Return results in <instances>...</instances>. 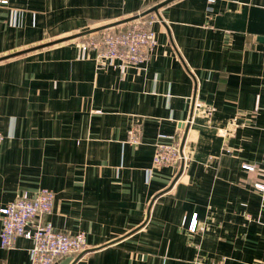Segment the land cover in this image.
Returning a JSON list of instances; mask_svg holds the SVG:
<instances>
[{"label": "crops", "instance_id": "0c3cea01", "mask_svg": "<svg viewBox=\"0 0 264 264\" xmlns=\"http://www.w3.org/2000/svg\"><path fill=\"white\" fill-rule=\"evenodd\" d=\"M160 1L8 0L0 56ZM142 17L156 45L123 72L82 52L85 35L0 60V208L52 192L46 219L85 243L53 264H264V0H172ZM185 124L173 181L179 167L152 154ZM30 246L15 237L0 264H29Z\"/></svg>", "mask_w": 264, "mask_h": 264}, {"label": "built area", "instance_id": "2783aa9c", "mask_svg": "<svg viewBox=\"0 0 264 264\" xmlns=\"http://www.w3.org/2000/svg\"><path fill=\"white\" fill-rule=\"evenodd\" d=\"M214 0H207L212 3ZM8 0H0L6 5ZM152 17H141L127 22L116 29L88 35L77 42L82 52L93 53L101 65L117 67L121 72L128 67L140 64L151 56L156 45L153 31L150 29ZM90 54V53H89ZM234 123H231L233 126ZM218 133H228V128H220ZM139 126L132 124L127 130L129 143H138ZM152 154V166L178 168L184 156L179 151L180 136L175 134H158ZM3 135L0 133V140ZM163 140V141H161ZM245 169L252 166L244 164ZM264 169V165H263ZM253 187L264 193V181L255 182ZM52 192L47 188H39L32 196L20 194L0 208V247L9 248L15 237L21 236L31 242L28 249L29 264H53L58 258L76 254L84 249L82 232L56 231L46 215L52 206ZM184 219L182 220V224ZM197 226L195 214H191L187 230L193 232Z\"/></svg>", "mask_w": 264, "mask_h": 264}, {"label": "water", "instance_id": "95a60500", "mask_svg": "<svg viewBox=\"0 0 264 264\" xmlns=\"http://www.w3.org/2000/svg\"><path fill=\"white\" fill-rule=\"evenodd\" d=\"M170 1H172V0H161L160 2L152 5L151 7L147 8V9H145V10L139 12V13H136L134 15L126 17L124 19H120V20H117V21H114V22H110V23L99 25V26H96V27H93V28H90V29H86V30L81 31L79 33H75L73 35H70L68 37H63V38L56 39V40H53V41H50V42H46V43H42V44L27 48V49H23V50H19V51L13 52V53H9L7 55L0 56V60H4V59L10 58L12 56H16V55L22 54V53L30 51V50L38 49V48H41V47H44V46H48V45H51V44H55V43H58V42H63V41L68 40V39H73V38H76V37H79V36L88 35L90 33L96 32V31H100V30H103V29L114 27L116 25H120V24L129 22V21H132L134 19L140 18V17H142V16H144L146 14H149V13H154V14L157 15L158 8H160L161 6L167 4ZM183 126H184L183 134H182L180 142H179V151H180V153H181V150H182L184 138L186 136V132H187V128H188L187 124H185ZM182 165L183 164H182V161H181L180 165H179L178 172L175 175V177L173 178V181L176 180V178L179 176V174H180V172L182 170Z\"/></svg>", "mask_w": 264, "mask_h": 264}, {"label": "trees", "instance_id": "16d2710c", "mask_svg": "<svg viewBox=\"0 0 264 264\" xmlns=\"http://www.w3.org/2000/svg\"><path fill=\"white\" fill-rule=\"evenodd\" d=\"M119 26L117 25V26H114V27H110V28H107V29H103V30H100V31H96V32H93V33H90V34H88V35H91V36H95V35H98L100 32H102V31H106V30H109V29H116V28H118ZM88 35H85L84 37H86V36H88ZM80 39V38H79Z\"/></svg>", "mask_w": 264, "mask_h": 264}, {"label": "rangeland", "instance_id": "374dc122", "mask_svg": "<svg viewBox=\"0 0 264 264\" xmlns=\"http://www.w3.org/2000/svg\"><path fill=\"white\" fill-rule=\"evenodd\" d=\"M87 37V36H86Z\"/></svg>", "mask_w": 264, "mask_h": 264}]
</instances>
